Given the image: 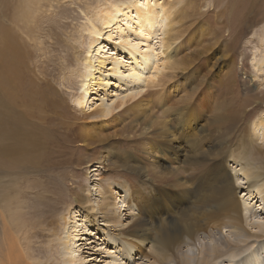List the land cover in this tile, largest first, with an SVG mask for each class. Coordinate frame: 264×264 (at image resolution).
I'll list each match as a JSON object with an SVG mask.
<instances>
[{
  "label": "rangeland",
  "instance_id": "obj_1",
  "mask_svg": "<svg viewBox=\"0 0 264 264\" xmlns=\"http://www.w3.org/2000/svg\"><path fill=\"white\" fill-rule=\"evenodd\" d=\"M111 1L116 0H3V3L0 0V23L8 30L10 41L19 48L29 50L31 57L29 59L28 56L27 61L32 76L29 78L38 84L46 83L64 106L62 114H55L54 110L32 111L29 118L36 130L33 135L37 138L21 151L18 148L12 167L0 169V179L12 186L10 194L34 195L38 179L34 173L36 169H33L34 162L28 159L35 160L45 153L43 130L55 126L60 131L59 126L70 124L73 118L80 128L81 123H85L95 132H101L107 140L114 141L113 152L102 143L85 147L80 141H74L72 150L75 160L71 168L65 171L64 180L58 181L56 178L63 171L54 172L57 180L55 187L58 186L62 195V198H57V209L78 197L76 192H80V187L88 189V194H94L91 188L98 189L99 183L105 188H116L122 181L132 182V198L129 200L137 214L127 228L131 232L130 243L136 245V249L122 251L119 257L128 264H135L150 256L156 246L151 237L160 232V226L142 227V242L137 243L134 232L139 227L140 213L153 216L154 224L162 220L177 223L179 219L198 224L201 220L200 200L189 193L190 177L206 165L208 157L221 153V150L215 149L219 142L233 137L229 147L234 148L239 134L244 131L250 134L252 122L264 121V0H180L174 5L177 12L173 21L180 37L172 46L174 50L168 52L177 69L170 66L166 58L162 59L165 56L163 48L157 50V57L153 56L149 64L142 62L141 55L146 46L141 42L134 58L142 73L138 79L134 76L131 81L125 77L127 65H123L126 58L135 64L129 51H117V42L109 40L107 45L118 52L120 60L123 59L118 65L122 75L110 73L111 58H99L105 60L104 66L107 67L101 69L102 73H93V80L97 81L100 77L110 80V84L104 89L101 86L93 88L86 96L83 107L78 108L74 100L81 95V76L87 56V41L91 36L89 24L100 26V18L95 20V17L101 7ZM158 1L165 0H153ZM130 18L131 24L135 23V16ZM156 30L155 25L151 31L160 32ZM131 34L132 38L138 39L136 33L131 31ZM155 35L139 39L152 45L157 41L154 40ZM100 40L105 44L106 39ZM164 75L167 76L166 85L158 95V88L151 81L156 82ZM96 81L93 84L99 85ZM138 92L134 98L112 108V112L104 118L92 114L94 108L118 103L119 99ZM143 95H148V99L147 96L142 99ZM179 109L182 110L180 117L177 116ZM62 115L63 119L60 120ZM228 120L229 125L225 124ZM257 138L251 137L252 147L256 151L264 148V142ZM192 139L195 142H187ZM6 143L13 146V139H6ZM4 144L0 140V151L4 150ZM155 147H159L160 151L156 152ZM124 151H128L131 157L123 156ZM117 153L121 154V159L130 162L121 166ZM110 159L113 164L104 165ZM228 165H231L230 161ZM136 166L140 169L139 173L134 170L138 169ZM94 168H97L98 175H93ZM235 182L239 184L235 199L239 200L245 195L242 188L244 182L240 178ZM173 183L180 190L166 186ZM162 187L170 192L161 190ZM3 188L0 184L1 193ZM181 190L189 193L188 201L179 192ZM84 194H87L86 191ZM4 198H1V202ZM120 201L121 198L116 200L119 208L122 206ZM15 202L21 211L34 217L35 203L29 200L27 207L26 200ZM260 202L257 199V204L251 206L264 217V203ZM74 204L75 207L79 206L73 201ZM64 215L67 220V212ZM77 217L78 223H82L85 229L90 228L88 231L91 233L81 240L88 243L84 244L88 249L81 251V256L86 258L95 254L92 256L95 259L90 263L116 264V258L106 254L107 250L114 251L111 241L107 239L113 236L110 228L102 225L98 218L99 230L96 232L97 226L93 229V223L84 220L81 212L77 213ZM30 245L36 252L37 247L44 246V243L31 238ZM99 246L103 250L97 253L94 249ZM60 248L57 257L61 253ZM244 248L241 255H237L235 249V252L227 255L231 254L235 263L251 252H246ZM38 256V260H45L44 255ZM101 260H106V263ZM244 261L252 263L247 258Z\"/></svg>",
  "mask_w": 264,
  "mask_h": 264
},
{
  "label": "bare ground",
  "instance_id": "obj_2",
  "mask_svg": "<svg viewBox=\"0 0 264 264\" xmlns=\"http://www.w3.org/2000/svg\"><path fill=\"white\" fill-rule=\"evenodd\" d=\"M179 1L165 0L156 3L153 0H116L101 7L95 17V20L97 17L100 18V26L89 24L88 30L91 36L88 37L87 56L81 76V95L74 100L78 108L83 107V103L87 101L86 96L93 88L101 86L100 88L104 89L107 84H110V80L100 77L97 78V81L93 80V73H102L101 69L107 67L104 66L105 60H99L101 57L111 58V74L122 75L118 65L121 61L123 62V59H119L117 51H129L132 61L136 64L134 53L139 49L138 44L144 42L146 49L141 55L142 62L149 64L153 56L157 57V50L163 48L165 56L164 58L160 56V58L163 60L166 58L165 61L177 69L175 62L168 56V52L174 50L172 46L175 44V40L180 37L179 30L175 29L173 23L177 12L174 5ZM132 16H135L133 24L129 21ZM155 25L156 31L160 30V32L151 31ZM7 31L0 23V140L5 143L4 150L0 151V169L11 168L18 148L21 151L30 146V142H34L37 138L33 135L36 130L29 118L32 111L35 113V111L54 110L55 114H62L64 111V106L46 83L38 84L30 79L32 76L30 77V66L27 61L29 50L13 45ZM131 31L137 34L138 39L131 37ZM154 33L156 34L154 40L157 41L152 45L145 42L146 40L139 39L148 38ZM103 38L106 39V45L100 40ZM111 39L113 42H117V51L107 45ZM127 59L125 63L123 62V65L126 64L128 68L125 77L130 80L137 76L138 79L142 71L137 64L135 65ZM35 78L37 77L35 76ZM166 79L167 76L164 75L156 82L151 81L152 85L158 88V95L163 92ZM95 81L99 85L93 84ZM137 94L139 92L119 99L118 103L113 104L112 102L110 105L105 104L94 108L92 114L104 118L115 107L124 104ZM146 96L148 99V95H143L142 99H145ZM181 111L179 109L177 112L178 117L181 116ZM61 119H63V115ZM60 120L58 121L59 125ZM225 124L229 125V120ZM59 128L62 130H56L55 126L43 130L46 151L44 150L45 153L42 157L35 160L27 158L28 161L34 162L33 169H36L34 173L38 179L34 186L36 189L34 195L10 194L12 186L7 184L6 180L0 179V184L4 187L3 193L0 191V264H96L95 262L90 263L92 259H95L92 258L95 254L86 258L81 256V251L86 248L84 244H88L81 240L86 238L83 237L84 235L91 233L88 231L90 228H83V224L78 223L79 219L76 220L77 213L80 212L84 220L93 223V227L90 225L93 229L94 226H97L96 232L99 230L97 224L99 219L102 225L110 228L113 236H109L107 239L111 241L114 251L107 250L106 254L115 257L116 264H128L127 261L120 259L119 253L136 249V245L130 243L132 238L129 234L131 232L127 228V225L136 218L135 214H137L129 200L132 198L130 189L132 182L122 181L116 188L112 186L105 188L99 183L97 184L98 189L91 188L94 190V194L93 192L88 194V189L80 187V192H76L78 197L63 205L59 210L56 205L57 198L60 199L62 195H60L61 191L57 188L58 186L55 187L57 180L54 172L61 171L62 173L63 171L62 174L56 175V178L58 181L64 180L65 171L69 167L71 168L75 160L72 143L80 141V144L85 147L94 143H102L109 151L113 152L114 141L107 140L101 132H95L85 123H81L80 128L77 123L73 122V118L70 124L59 126ZM250 128L252 133L247 134V131H244L238 135V143L234 148L229 147L233 137H227L219 142L215 149L221 150V153L208 157L206 165L200 170H196L197 173L193 177L191 176L192 178L190 177L192 183H190L189 193H193L200 200L201 220L198 224L187 223L180 219L177 223L174 220H162L158 224H154L153 216L140 213L138 216L139 227L134 232L137 235V243L142 242L143 233L140 232L142 227L160 226V232L151 237L156 242L154 251L152 250L150 256L144 259L145 262L137 260L140 262L135 264H224L226 262H229L228 264H248L244 258L250 260L251 264H264V217H261L256 212L257 209L251 206L257 204V199L261 200L260 203H264V155L261 154V152L264 153V148L256 151L252 147L251 141V137L254 136L264 142V121L252 122ZM6 139H13V146L8 145ZM187 142H195V140ZM155 148L156 152L160 151L159 147ZM254 154L258 155L253 156ZM123 156L131 157V154L124 151ZM106 157L109 159L108 156ZM117 157L121 166L130 162L121 159L120 153H117ZM228 161L231 162L230 166ZM108 164H113L112 159L107 160L104 165ZM136 167L138 169L134 170L139 173L140 169L138 166ZM93 171V175H98L97 168H94ZM51 176L54 178L51 179ZM238 178L244 182L242 188H244L246 197L241 196V199L236 200L239 184L235 181ZM166 186L180 190L174 183ZM168 188L162 187L161 190L170 192ZM84 191L87 194H84ZM179 192L188 201L189 193L184 190ZM3 197L5 198L1 202ZM119 198H121L122 205L120 208L116 202ZM20 199L26 200L27 207L29 200L33 204L35 203L33 215L36 219L18 208L15 201H20ZM73 201L79 206L75 207ZM65 212L68 215L67 220ZM57 214L59 217H56ZM31 238L39 240L40 244L44 243V246H38L37 251L34 252L30 245ZM59 248L61 253L57 257ZM73 248L76 250H72ZM242 248L246 252L248 250L251 252L249 251L247 255L244 253L246 256L234 263L231 256L233 249L236 250L237 255H241L243 254ZM100 250H103L100 246L94 249L97 253ZM116 250L118 251L115 252ZM228 253L231 254L227 255ZM38 255H44L45 260H38L40 258ZM224 257H229V259L224 262ZM101 262L106 263V260H101Z\"/></svg>",
  "mask_w": 264,
  "mask_h": 264
}]
</instances>
